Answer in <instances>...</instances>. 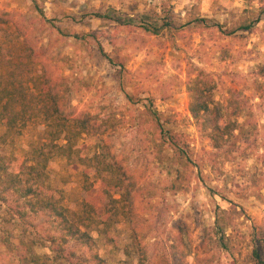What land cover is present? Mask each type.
Segmentation results:
<instances>
[{"label":"rangeland","instance_id":"1","mask_svg":"<svg viewBox=\"0 0 264 264\" xmlns=\"http://www.w3.org/2000/svg\"><path fill=\"white\" fill-rule=\"evenodd\" d=\"M0 17V79L46 74L61 109L97 128L81 153L48 163L44 194L82 215L95 156L123 184L104 223L77 222L88 249L12 189L22 164L0 169V264H264V0H0ZM198 77L214 104L244 101L228 109L241 127L223 148L191 114ZM5 132L0 161L27 157L47 124L7 144Z\"/></svg>","mask_w":264,"mask_h":264},{"label":"trees","instance_id":"2","mask_svg":"<svg viewBox=\"0 0 264 264\" xmlns=\"http://www.w3.org/2000/svg\"><path fill=\"white\" fill-rule=\"evenodd\" d=\"M2 23L3 20L0 17V29ZM147 27H152V24H148ZM243 29L248 31L250 28L247 26ZM261 71L264 75L263 68ZM51 80L52 78L46 74L34 78L28 72L20 73L16 70H11L5 79H0V126L6 128V132L1 136L5 144L11 142L15 136L21 135L28 123L35 119L42 118L47 124V138L44 142L35 144L27 153V157L16 156L8 161L1 160L0 169L7 173L9 164L14 167L22 164L20 170L16 169L15 173L9 174L12 189L22 198L32 196L35 203L33 200L26 202L29 203L31 210L33 212L38 211L35 208L44 210L49 218L54 219L53 223L58 222L61 236L70 237L91 249L94 243L93 238L88 232L81 230L80 224L78 226L76 224L79 222L84 225L85 220H93L102 215L101 221L104 223L108 215L104 213L110 212L115 202L112 193L123 184L114 183L116 167L107 160H99L98 156H95L86 161L82 215L77 217L55 197L44 194L47 188L48 163L58 156L71 158L75 152L81 153L83 149L79 144L84 135L96 133L97 130L89 119L71 118L61 109L57 85L51 83ZM190 91L193 95L191 106L193 118L200 124L202 130L211 129L208 136L215 148H223L232 140L233 130L241 127L234 120L224 122L225 116H231L228 115V109L242 110L244 101L239 97L231 96L225 108L221 104H214L211 86L199 77L191 85ZM106 171L110 177L103 178L102 174ZM95 174L97 179L93 180L92 177ZM99 176L101 178H98ZM92 191L94 193L90 194ZM70 216L77 218L74 220ZM49 239L53 243L56 242L54 238L49 237ZM61 249L59 246L54 251ZM257 256L261 259L259 252ZM94 258L101 261L96 254ZM21 259L23 264H47L44 260L45 256L36 254H33L30 260H27L26 255L21 254Z\"/></svg>","mask_w":264,"mask_h":264}]
</instances>
